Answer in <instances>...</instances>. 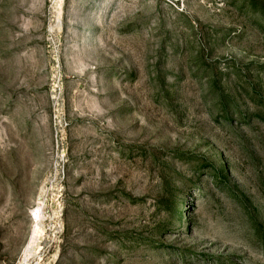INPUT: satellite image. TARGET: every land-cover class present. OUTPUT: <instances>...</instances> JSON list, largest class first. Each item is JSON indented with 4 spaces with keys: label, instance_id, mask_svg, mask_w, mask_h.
<instances>
[{
    "label": "rangeland",
    "instance_id": "rangeland-1",
    "mask_svg": "<svg viewBox=\"0 0 264 264\" xmlns=\"http://www.w3.org/2000/svg\"><path fill=\"white\" fill-rule=\"evenodd\" d=\"M0 264H264V0H0Z\"/></svg>",
    "mask_w": 264,
    "mask_h": 264
},
{
    "label": "trees",
    "instance_id": "trees-1",
    "mask_svg": "<svg viewBox=\"0 0 264 264\" xmlns=\"http://www.w3.org/2000/svg\"><path fill=\"white\" fill-rule=\"evenodd\" d=\"M217 170H220V169H217ZM217 170H216V171H215V170L213 171V175H216L217 177H219V175H221V174H220L219 171H217ZM181 191H182V190H181Z\"/></svg>",
    "mask_w": 264,
    "mask_h": 264
},
{
    "label": "bare ground",
    "instance_id": "bare-ground-1",
    "mask_svg": "<svg viewBox=\"0 0 264 264\" xmlns=\"http://www.w3.org/2000/svg\"><path fill=\"white\" fill-rule=\"evenodd\" d=\"M39 209H37V213L35 214L36 215V217H38L39 216ZM39 218V217H38Z\"/></svg>",
    "mask_w": 264,
    "mask_h": 264
}]
</instances>
